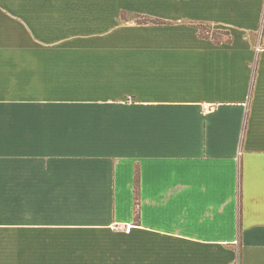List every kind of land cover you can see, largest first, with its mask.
Returning <instances> with one entry per match:
<instances>
[{
  "label": "crops",
  "instance_id": "obj_1",
  "mask_svg": "<svg viewBox=\"0 0 264 264\" xmlns=\"http://www.w3.org/2000/svg\"><path fill=\"white\" fill-rule=\"evenodd\" d=\"M0 264H264V0H0Z\"/></svg>",
  "mask_w": 264,
  "mask_h": 264
},
{
  "label": "trees",
  "instance_id": "obj_2",
  "mask_svg": "<svg viewBox=\"0 0 264 264\" xmlns=\"http://www.w3.org/2000/svg\"><path fill=\"white\" fill-rule=\"evenodd\" d=\"M138 23L141 24H163L164 22L159 19H154L146 16H137ZM200 29V35L203 37H209L216 43L230 42L232 40L229 32L226 31H214L206 25H197ZM136 207L138 206L139 192H138V177L136 176ZM139 222V213L136 211L135 223Z\"/></svg>",
  "mask_w": 264,
  "mask_h": 264
}]
</instances>
